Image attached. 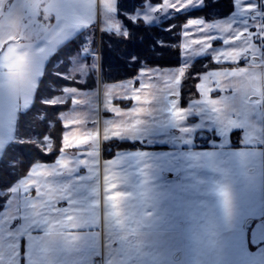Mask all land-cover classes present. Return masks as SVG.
<instances>
[{
	"label": "crops",
	"instance_id": "1",
	"mask_svg": "<svg viewBox=\"0 0 264 264\" xmlns=\"http://www.w3.org/2000/svg\"><path fill=\"white\" fill-rule=\"evenodd\" d=\"M117 4L0 0V160L55 52L94 25L124 31ZM181 46L178 66L54 98L71 103L63 150L11 187L0 264H264L250 244L264 218V0L189 21ZM201 58L213 65L184 103Z\"/></svg>",
	"mask_w": 264,
	"mask_h": 264
},
{
	"label": "trees",
	"instance_id": "2",
	"mask_svg": "<svg viewBox=\"0 0 264 264\" xmlns=\"http://www.w3.org/2000/svg\"><path fill=\"white\" fill-rule=\"evenodd\" d=\"M160 3L162 0H118V17L126 29L125 33L100 30L97 36V26L94 25L61 46L50 58L34 103L19 115L15 140L0 160V212L14 183L24 177L34 164L52 162L63 150L65 126L60 114L71 103L55 102L54 98L65 87L93 88L99 81L125 80L135 76L144 66H178L181 63L184 25L197 18L218 19L234 10V0H202L199 6L175 12L159 23H149L143 17H131L148 4ZM86 42H91L92 53L99 46L100 57L95 59L94 67L93 54H83ZM77 55H83L87 65L88 72L84 77L70 75ZM211 65L209 58H201L186 71L181 95L184 103L197 96V76L203 68ZM115 146L125 148L134 144L115 142Z\"/></svg>",
	"mask_w": 264,
	"mask_h": 264
},
{
	"label": "rangeland",
	"instance_id": "3",
	"mask_svg": "<svg viewBox=\"0 0 264 264\" xmlns=\"http://www.w3.org/2000/svg\"><path fill=\"white\" fill-rule=\"evenodd\" d=\"M201 3V0H164L160 4H148L144 9L138 10L136 14H133L131 17L132 18H137V17H143L146 19L147 22L149 23H159L162 20H165L166 18L172 16L175 12L178 11H183L186 9H190L191 7H196L198 4ZM126 32V29L124 27V31ZM97 36H99V30L97 28ZM99 38V37H98ZM91 45V42H89ZM90 48L88 51H85L83 53L84 55L91 54ZM97 54L99 53V46L97 48V51L95 54H93L92 59L93 63L92 66H95V59H99L100 56ZM97 57V58H95ZM98 63V62H97ZM97 65V64H96ZM87 65L85 62V59L83 58V55H77L73 59V65L70 71V75H80L84 77L87 74Z\"/></svg>",
	"mask_w": 264,
	"mask_h": 264
},
{
	"label": "water",
	"instance_id": "4",
	"mask_svg": "<svg viewBox=\"0 0 264 264\" xmlns=\"http://www.w3.org/2000/svg\"><path fill=\"white\" fill-rule=\"evenodd\" d=\"M250 243L259 246L264 243V218L255 222L250 230Z\"/></svg>",
	"mask_w": 264,
	"mask_h": 264
},
{
	"label": "built area",
	"instance_id": "5",
	"mask_svg": "<svg viewBox=\"0 0 264 264\" xmlns=\"http://www.w3.org/2000/svg\"><path fill=\"white\" fill-rule=\"evenodd\" d=\"M85 46H89V44L86 43ZM92 264H104V259H103V257H100V256L96 257V258L93 260Z\"/></svg>",
	"mask_w": 264,
	"mask_h": 264
}]
</instances>
